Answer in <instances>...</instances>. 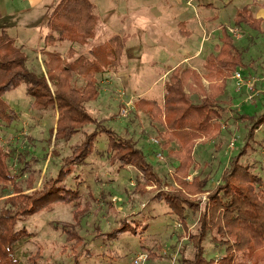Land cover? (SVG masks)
<instances>
[{"label": "rangeland", "instance_id": "obj_1", "mask_svg": "<svg viewBox=\"0 0 264 264\" xmlns=\"http://www.w3.org/2000/svg\"><path fill=\"white\" fill-rule=\"evenodd\" d=\"M62 1L0 0V35L6 31L25 50L30 67H41L45 75V51L59 52L71 64L70 61L78 56H89L90 47L115 35L126 38L124 58L120 66L97 77L100 95L87 105L88 112L102 125L99 129L97 125L86 128L87 133L98 131L93 154L84 165L74 166L67 181V185L80 195V201L76 205L74 202L73 205L54 206L27 221L25 227L35 235L29 248L40 244L45 258L70 264L73 261L70 252L62 254L67 244L66 236L57 228L66 222L82 235L92 252L81 264H134L141 254L147 257L141 264H180L183 256L193 255L188 232L196 230L200 215L206 205H210L209 193L222 184L225 171L244 146L249 126L241 117H255L264 112V0H89L101 18L95 37L85 46L57 43L51 47L45 43L44 35L48 32L52 13ZM246 7L255 17H262L261 29L237 24L238 12ZM182 21L186 22L184 26H180ZM183 31L190 33L182 34ZM225 32L243 52L248 68L239 72L247 80L256 81L254 90L251 93L245 88L238 90L234 75L231 77L227 93L221 98V108L225 109L221 136L216 140L199 141L195 158L200 169L185 172L178 169L180 156L173 154L178 147L170 144L166 136L162 137L165 128L139 108V100L162 102L165 83L178 68L208 75L206 61L210 54L214 56L220 51ZM198 52V58L175 68L169 78H164L176 60H182L184 56L191 58ZM121 76L128 77V88L120 81ZM204 83L208 89L209 81L204 80ZM75 85L80 87L83 81L78 79ZM4 100L18 115L17 121L5 129L3 140L5 147L18 151L16 157L9 160L13 173L19 166L17 156L29 145L31 157L38 159L34 168L42 170L41 174L38 172L37 188L16 196L31 194L41 187L45 178L59 175L63 158L70 155L81 135L61 143L58 147L60 156L55 157L52 151L58 115L51 110L32 109V99L25 84L6 93ZM104 129L136 143V148L143 151L154 167L165 192L179 193L200 202L199 213L190 212L188 216V229L178 217L168 214L164 202L153 201L149 194L158 191L157 183H146L136 169L111 160L109 135ZM27 136L31 137L32 143ZM167 143L170 146L166 148ZM252 147L254 151L251 150L242 162L255 164L259 169L257 173L264 177V126L256 134ZM195 176L209 179V192L200 193V190L189 188L195 185ZM119 229L125 232L115 237ZM148 250L155 256L150 258ZM203 250L207 260H215L216 264L227 254L225 248L217 249L211 236L203 242ZM232 264H251V258L245 253H235Z\"/></svg>", "mask_w": 264, "mask_h": 264}, {"label": "trees", "instance_id": "obj_2", "mask_svg": "<svg viewBox=\"0 0 264 264\" xmlns=\"http://www.w3.org/2000/svg\"><path fill=\"white\" fill-rule=\"evenodd\" d=\"M262 21L248 7L240 10L236 17L238 25L247 24L253 29H261ZM100 22L96 7L89 0H63L49 19L45 43L51 47L57 43L85 46L95 37ZM125 42L126 38L115 35L106 42L90 47L89 56H78L70 61L71 64L61 53L45 51V75L41 67H30L29 56L16 44V40L6 32L0 35V199L5 198L0 201V264L62 263L45 258L40 244L29 248L35 235L27 230L25 223L38 214L52 210L54 206L79 203L80 195L67 185V181L73 168L84 165L93 154L98 131L87 133L86 128L97 125L99 129L102 125L88 112L87 105L100 95L101 85L97 77L101 78L104 73L121 65ZM221 44L218 54H210L206 61L208 75L202 76L187 68L180 71L178 68L165 83L162 102L145 98L139 100V108L165 128L162 137L166 136L170 144L178 147L173 154L180 156L178 169L185 172L200 169L195 158L197 143L216 140L221 136V119L225 112L221 108V98L227 93V83L231 77L239 70L244 72L248 68L243 52L227 32ZM78 79L83 81L80 87L75 85ZM204 80L209 81L208 89ZM22 84L27 86L32 109L40 112L51 110L58 115L52 155L60 156L58 147L61 143H67L79 134L81 139L73 145L70 155L63 158L62 171L56 178L47 177L38 190L16 196L23 191L36 189L38 172L42 173V170L34 168L38 159L31 157V145L17 156L19 166L13 173L14 168L9 160L14 159L18 151L5 147L3 143L5 129L18 118L5 102L4 95ZM241 118L247 120L249 126L244 146L225 171L222 184L209 193L210 205H206L204 213L200 215L196 230L188 232L193 255L183 256L180 264H216L215 260H207L204 255L203 242L208 236L212 237L217 249L225 248L227 251L219 264H232L235 253L247 254L251 264H264V177L257 173L259 169L255 164L242 162L254 151L252 145L256 141V134L264 126V112L259 116L243 115ZM104 131L109 135L111 160L136 169L146 183H157L160 186L158 191L149 194L153 196V201L164 202L169 209L168 214L178 217L188 229V216L190 212L199 213L200 202L179 193L165 192L154 167L146 160L143 151L136 148V143L119 137L112 130ZM27 139L33 142L31 137L27 136ZM169 146L167 143L166 148ZM45 155L47 158L48 153ZM195 177V185L189 188L200 190V193L209 192V179ZM9 183L15 187L11 188ZM70 224L63 222L59 227L54 225V228H60L66 236L67 244L62 254L69 251L73 259L70 264H81L82 259L91 257L92 252L82 235L73 230ZM123 232L124 229H119L114 236L119 237ZM134 235H137L136 231ZM148 253L150 258L155 256L151 250Z\"/></svg>", "mask_w": 264, "mask_h": 264}, {"label": "built area", "instance_id": "obj_3", "mask_svg": "<svg viewBox=\"0 0 264 264\" xmlns=\"http://www.w3.org/2000/svg\"><path fill=\"white\" fill-rule=\"evenodd\" d=\"M234 80L236 81V85H237L238 90L245 88L247 91H249V93H251L250 91L254 90V86H255L256 81L255 80H247L246 77L241 72H237L234 74ZM250 100H253L252 96H250ZM146 258L147 257L145 256V254H141V255H139L138 258H136V260L134 261V264H141L142 261Z\"/></svg>", "mask_w": 264, "mask_h": 264}, {"label": "crops", "instance_id": "obj_4", "mask_svg": "<svg viewBox=\"0 0 264 264\" xmlns=\"http://www.w3.org/2000/svg\"><path fill=\"white\" fill-rule=\"evenodd\" d=\"M258 16V15H257ZM259 17V16H258ZM259 18H262V17H259ZM185 21H182V24H180V26H184L185 25ZM3 32H6V31H3ZM7 33V32H6ZM184 33H186V34H189L190 32L189 31H183L182 32V34H184ZM8 34V33H7ZM9 35V34H8ZM10 36V35H9ZM12 38V37H11ZM200 52V51H199ZM197 53L196 55H193V57H191V58H189V57H187V56H184V58L182 59V60H176V63H174V65L173 66H171L172 68H171V70L168 72V73H166L165 75H164V78H169V75H170V73H171V71L172 70H174L175 68H178V67H183V65L184 64H186V63H189V62H191L193 59H196V58H198L199 57V55H200V53ZM104 80H106V79H104ZM168 80V79H167ZM120 81H122V84H123V86L125 87V88H128L129 87V80H128V77L127 76H121V78H120ZM154 98L153 99H156V97L155 96H153ZM164 97V96H163ZM158 99V98H157ZM163 100V99H162Z\"/></svg>", "mask_w": 264, "mask_h": 264}]
</instances>
